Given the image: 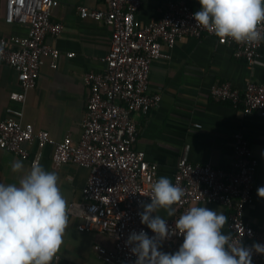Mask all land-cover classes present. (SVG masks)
<instances>
[{
    "label": "built area",
    "instance_id": "obj_1",
    "mask_svg": "<svg viewBox=\"0 0 264 264\" xmlns=\"http://www.w3.org/2000/svg\"><path fill=\"white\" fill-rule=\"evenodd\" d=\"M105 9L79 8L82 18L103 20L111 25L108 52L102 57L101 72L88 71L83 81L88 91L82 133L74 142L70 136L56 140L46 130H35L32 123L17 118L0 119V148L39 164L43 149L50 146L55 166L74 163L88 170L82 198L71 201L68 216L80 219L79 231H98L114 239V248L97 245L96 249L108 264H133L135 257L125 242L133 231L141 229L152 235L140 220L142 203L150 202L151 185L158 180L157 164L149 162L143 151L135 148L138 135L133 113L147 115L159 106L161 93L149 92V72L152 62L166 55L163 46L173 48L182 37H214L231 48L233 58L249 65L260 61L264 40L258 44L223 42L193 19L192 9L184 1H168L160 18L142 23L136 13L141 0H106ZM56 0H6L5 22L27 26L24 36L0 39V60L16 71L20 90L10 93V100L22 103L25 92L34 88L44 56H52L57 66L58 48L45 41L46 36L59 35L61 22L51 20ZM264 33V26L260 29ZM72 57V53H67ZM214 101L241 103L246 114H258L264 123V84L249 81L243 90L229 81L210 85ZM12 111V108H9ZM194 127L201 128L196 123ZM29 145L35 146L31 152ZM258 159L246 135L234 134L233 158L229 169L209 163H192L186 157L176 163L172 182L184 190L181 201L173 205L175 215L166 218L170 229L161 250L175 252L183 237L175 232V221L194 202L215 203L230 208L227 232L234 241L250 246L264 244V227H255L244 218L245 207L253 200L254 179ZM95 211H92V209ZM264 255H253V264H260Z\"/></svg>",
    "mask_w": 264,
    "mask_h": 264
},
{
    "label": "crops",
    "instance_id": "obj_2",
    "mask_svg": "<svg viewBox=\"0 0 264 264\" xmlns=\"http://www.w3.org/2000/svg\"><path fill=\"white\" fill-rule=\"evenodd\" d=\"M56 1L51 20L61 22L63 30L56 36L48 34L45 41L60 51L57 66L52 67V56L45 55L36 86L25 92L22 103H16L10 100V93L20 90L16 71L0 60V119L17 118L32 123L35 130L48 131L56 140L68 135L76 142L81 137L88 96L83 77L88 71L104 69L102 57L109 50L112 27L103 20L82 18L79 13L81 6L105 9L106 0ZM168 1L141 0L136 17L142 23L158 19ZM172 1H184L194 10L200 7L198 0ZM5 2L0 0V39L26 35V25L5 22ZM163 51L166 55L155 59L149 72V92L161 93L160 104L147 115L132 114L138 124L135 148L157 164L158 179L166 176L172 181L176 163L182 157L192 163L229 169L234 134L242 131L258 159L253 200L245 207L244 218L255 227H264V198L257 195V189L264 186L263 120L256 113L246 114L241 103L214 101L209 90L212 83L220 81H229L239 90L249 81L264 84V50L260 61L253 65L233 58L229 46L208 36L182 37L173 48L164 45ZM196 123L201 128L194 127ZM28 147L31 152L36 149L34 145ZM51 150L50 146L43 149L39 165L57 173L68 207L71 201L81 200L88 170L74 163L55 166ZM16 161L22 162L25 169L31 167L27 160L0 148V182H18L23 171H13ZM190 206H206L227 217L230 212L229 207L215 203L194 202ZM159 214L170 218L163 210ZM79 222V218L68 216L63 243L53 264H108L96 246L112 249L114 239L98 231H79ZM223 231L227 232V224ZM260 264H264V258Z\"/></svg>",
    "mask_w": 264,
    "mask_h": 264
},
{
    "label": "clouds",
    "instance_id": "obj_3",
    "mask_svg": "<svg viewBox=\"0 0 264 264\" xmlns=\"http://www.w3.org/2000/svg\"><path fill=\"white\" fill-rule=\"evenodd\" d=\"M192 15L198 27L223 42L258 44L264 40V0H198ZM264 66V65H262ZM14 172L23 171L16 183L0 182V264H53L68 227L67 201L59 177L34 163L25 169L20 161ZM264 198V186L257 189ZM184 196L182 187L166 176L150 189V202L142 203L140 220L152 235L141 229L129 234L125 244L135 257L133 264H253V255H264V244L250 246L234 241L223 231L228 217L206 206H191L175 221V232L183 242L175 252L161 250L170 229L167 219L175 215L173 205ZM92 211H95L93 208Z\"/></svg>",
    "mask_w": 264,
    "mask_h": 264
}]
</instances>
